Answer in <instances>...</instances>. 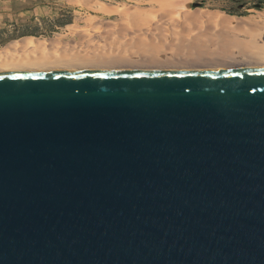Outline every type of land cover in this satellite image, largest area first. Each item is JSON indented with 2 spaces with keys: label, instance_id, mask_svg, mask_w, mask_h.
<instances>
[{
  "label": "water",
  "instance_id": "1",
  "mask_svg": "<svg viewBox=\"0 0 264 264\" xmlns=\"http://www.w3.org/2000/svg\"><path fill=\"white\" fill-rule=\"evenodd\" d=\"M0 264H264V64L0 72Z\"/></svg>",
  "mask_w": 264,
  "mask_h": 264
},
{
  "label": "bare ground",
  "instance_id": "2",
  "mask_svg": "<svg viewBox=\"0 0 264 264\" xmlns=\"http://www.w3.org/2000/svg\"><path fill=\"white\" fill-rule=\"evenodd\" d=\"M78 1L96 13L68 25L75 39H15L0 48V72L203 70L264 64V12L238 16L194 7V0Z\"/></svg>",
  "mask_w": 264,
  "mask_h": 264
},
{
  "label": "rangeland",
  "instance_id": "3",
  "mask_svg": "<svg viewBox=\"0 0 264 264\" xmlns=\"http://www.w3.org/2000/svg\"><path fill=\"white\" fill-rule=\"evenodd\" d=\"M103 1L111 4L147 2ZM193 6L222 9L238 16L264 12V0H194ZM86 13L96 12L78 0H0V48L27 35L46 39L56 37L63 41L75 39L68 25L80 23V17Z\"/></svg>",
  "mask_w": 264,
  "mask_h": 264
}]
</instances>
